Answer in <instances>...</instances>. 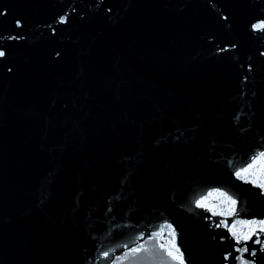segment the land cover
<instances>
[{
    "label": "water",
    "instance_id": "obj_1",
    "mask_svg": "<svg viewBox=\"0 0 264 264\" xmlns=\"http://www.w3.org/2000/svg\"><path fill=\"white\" fill-rule=\"evenodd\" d=\"M262 22L264 0H0V264H110L164 224L184 264H264L195 206L264 219L235 176L264 150Z\"/></svg>",
    "mask_w": 264,
    "mask_h": 264
},
{
    "label": "snow or ice",
    "instance_id": "obj_2",
    "mask_svg": "<svg viewBox=\"0 0 264 264\" xmlns=\"http://www.w3.org/2000/svg\"><path fill=\"white\" fill-rule=\"evenodd\" d=\"M63 22L64 19L61 18L60 23ZM17 26H19V22H17ZM253 27L255 30H264V22L255 24ZM4 54L3 51H0V57L4 56ZM235 176L245 183L253 184L255 187L264 190V150L253 154L250 161L246 163V166H241L235 171ZM210 199H216L219 202L211 204L209 203ZM236 205L237 201L235 199L218 190L209 192L207 196L195 201L197 208H203L211 212L214 217H225V219L220 220L216 224V227H225L237 245L242 242L247 244L249 240L256 237L254 243L262 245L260 250L264 251V241L260 239V235L264 234V219L236 220L229 226L227 218L236 215ZM165 230H167L168 239L162 243L161 238ZM151 239L155 241L152 247L147 246L148 241L136 244L134 247L126 250L122 256L115 257V260L111 261L110 264H124V261H128L129 264H144L145 261L155 259H160L163 264L161 252L169 257L174 264H184L183 254L176 244L175 230L170 224H164L160 227L159 231H154ZM125 247L127 248V245ZM237 251L240 252V255L236 257L239 264H250V262L243 259L244 253L249 252V249L244 247L238 248ZM250 255L255 256L256 250H251ZM108 256V252H103V259L106 260ZM228 258V256L225 257V259ZM251 264H254V262H251Z\"/></svg>",
    "mask_w": 264,
    "mask_h": 264
}]
</instances>
